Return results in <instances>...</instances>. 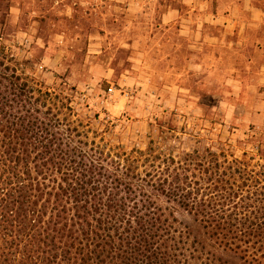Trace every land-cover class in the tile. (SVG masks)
<instances>
[{"label":"trees","instance_id":"obj_1","mask_svg":"<svg viewBox=\"0 0 264 264\" xmlns=\"http://www.w3.org/2000/svg\"><path fill=\"white\" fill-rule=\"evenodd\" d=\"M27 63L0 44V264H264V154L169 123L127 152Z\"/></svg>","mask_w":264,"mask_h":264},{"label":"rangeland","instance_id":"obj_2","mask_svg":"<svg viewBox=\"0 0 264 264\" xmlns=\"http://www.w3.org/2000/svg\"><path fill=\"white\" fill-rule=\"evenodd\" d=\"M1 33L107 143L145 150L169 123L261 163L264 0H0Z\"/></svg>","mask_w":264,"mask_h":264}]
</instances>
